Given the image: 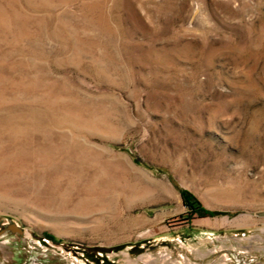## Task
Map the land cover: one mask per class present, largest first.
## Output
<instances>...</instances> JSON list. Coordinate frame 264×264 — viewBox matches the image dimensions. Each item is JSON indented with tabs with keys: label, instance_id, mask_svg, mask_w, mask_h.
Masks as SVG:
<instances>
[{
	"label": "rangeland",
	"instance_id": "rangeland-1",
	"mask_svg": "<svg viewBox=\"0 0 264 264\" xmlns=\"http://www.w3.org/2000/svg\"><path fill=\"white\" fill-rule=\"evenodd\" d=\"M0 264H264V0H0Z\"/></svg>",
	"mask_w": 264,
	"mask_h": 264
},
{
	"label": "trees",
	"instance_id": "trees-1",
	"mask_svg": "<svg viewBox=\"0 0 264 264\" xmlns=\"http://www.w3.org/2000/svg\"><path fill=\"white\" fill-rule=\"evenodd\" d=\"M182 199H183V203L184 205H186L188 207V209L194 213V214H198L199 216H205V215H212V213L204 210L203 208H201L199 206V204L197 203V201L194 199L193 196H191L188 192L183 191L181 193ZM44 237L52 242L55 241V237L49 234H44ZM90 258V257H89Z\"/></svg>",
	"mask_w": 264,
	"mask_h": 264
}]
</instances>
